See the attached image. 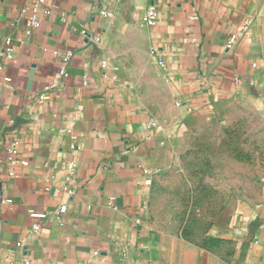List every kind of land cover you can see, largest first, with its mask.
Segmentation results:
<instances>
[{"label": "crops", "instance_id": "1", "mask_svg": "<svg viewBox=\"0 0 264 264\" xmlns=\"http://www.w3.org/2000/svg\"><path fill=\"white\" fill-rule=\"evenodd\" d=\"M45 3L34 27L32 2L0 0V264H264V189L206 223L177 221L157 204L181 164L186 117L239 101L264 115V0H107V18L95 0ZM139 28L152 72L124 40ZM145 74L179 117L160 121L139 102ZM14 122L29 165L11 176ZM146 169L157 170L150 185Z\"/></svg>", "mask_w": 264, "mask_h": 264}, {"label": "rangeland", "instance_id": "2", "mask_svg": "<svg viewBox=\"0 0 264 264\" xmlns=\"http://www.w3.org/2000/svg\"><path fill=\"white\" fill-rule=\"evenodd\" d=\"M144 34L142 28L127 29L124 40L136 45V56L146 72H152L147 67ZM139 77V102L160 121L179 117L172 115L164 86L146 74ZM221 110L219 115L183 120L185 132L178 136L181 164L168 187L167 183L159 187L157 199L163 213L177 221L206 223L223 215L220 210L228 206L258 201L263 192L264 115L247 101Z\"/></svg>", "mask_w": 264, "mask_h": 264}, {"label": "built area", "instance_id": "3", "mask_svg": "<svg viewBox=\"0 0 264 264\" xmlns=\"http://www.w3.org/2000/svg\"><path fill=\"white\" fill-rule=\"evenodd\" d=\"M26 2H32V8H31V13L29 14L28 18L31 22V25L34 27H37L40 22V17L45 9V0H25ZM97 4L99 5V12L100 15L104 18L110 17L112 15V11L108 7L107 0H95ZM28 10L27 8H23L22 13L25 15L27 14ZM158 22V11L155 6H150L147 11H146V18H145V23L148 26H154ZM249 21L246 22L244 26V30H247L249 27ZM84 33L86 32L85 30L83 31ZM234 38L230 41L232 43ZM100 38L96 37L95 38V43H99ZM5 55L7 58L12 59L14 57V48L11 45V40L7 39L6 40V48L4 50ZM74 56L73 51H69L66 53L60 62V67H59V74L61 75L62 78H68L70 76V64L71 60ZM110 64L108 61H103V67L104 68H109ZM159 66L161 68L165 67V62L160 59L159 60ZM1 68V66H0ZM6 81H10V77L5 78ZM41 99L44 98V94H41ZM11 127L7 128L8 131H10V137H9V143L8 146L6 147V159H5V164L8 165L9 167V174L11 176L16 174L15 169L18 167H26L29 165V160L25 158L20 157L21 153V147L23 144V134L19 131L18 123L16 124L15 122L12 123ZM72 147H75V145H72ZM146 173L150 174V177L147 179V184L150 185L153 183V176L157 174V170L153 169H146ZM71 192V191H70ZM30 216L33 218H41L44 216L43 213L37 212V211H30ZM35 230H39V224H34ZM18 264H31V261L28 257H24L19 260Z\"/></svg>", "mask_w": 264, "mask_h": 264}]
</instances>
